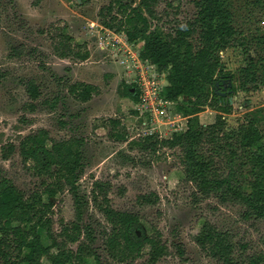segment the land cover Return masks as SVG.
Returning <instances> with one entry per match:
<instances>
[{
	"label": "rangeland",
	"instance_id": "rangeland-1",
	"mask_svg": "<svg viewBox=\"0 0 264 264\" xmlns=\"http://www.w3.org/2000/svg\"><path fill=\"white\" fill-rule=\"evenodd\" d=\"M110 1L0 0V151L8 143L18 148L19 137L39 129L46 130L54 140H80L82 166L77 193L88 202L82 209L80 225L91 228L92 247L100 264L116 263L103 247V232L108 226L90 204L94 180L110 183L113 209L132 212L146 226L156 227L162 233L168 255L156 264H217L193 242L204 221L233 235L238 246L236 255L263 253L264 224L243 220L239 206L220 204L212 195H199L184 180L178 149L141 153L130 144L109 137L111 120L121 124L118 130L126 134L128 143L151 134L170 138L186 130V118L178 112L176 103L159 108L156 115H140L136 103L118 95L121 83L130 87L135 59H140V44L128 43L123 33L101 26L97 13ZM192 1L159 0L158 20L151 21L152 28L166 33L172 25L193 19ZM230 4L237 44L219 52V70L221 76L231 78L234 87L224 96L232 107L231 114L224 117L228 127L236 128L247 113L264 112V84H249L247 92L237 88L240 69L248 57L257 63L264 62V45L257 42V37L264 35V0H230ZM58 31L70 36L76 46L74 52L86 53L87 58L55 56L52 40ZM162 75L159 78L166 86V73ZM27 79L34 80L41 91L33 110L28 107L30 100L22 85ZM76 82L93 85L98 92L89 102L78 103L66 91L68 83ZM215 91L218 96L223 92L220 88ZM217 114L207 102L198 114L200 124H212ZM258 128L264 134L263 122L258 123ZM0 170L25 194L40 190V180L21 161L17 150L6 160L0 158ZM149 193L157 195L158 202L139 205L137 198ZM52 203L49 218L52 231L57 234L61 222L75 220V209L66 191L54 197ZM43 242L48 244L45 237ZM178 244L184 251L182 258L175 251ZM241 244L246 246L244 254L239 248Z\"/></svg>",
	"mask_w": 264,
	"mask_h": 264
},
{
	"label": "trees",
	"instance_id": "trees-1",
	"mask_svg": "<svg viewBox=\"0 0 264 264\" xmlns=\"http://www.w3.org/2000/svg\"><path fill=\"white\" fill-rule=\"evenodd\" d=\"M192 2L193 19L172 25L166 33L151 24L158 20L159 0H111L99 9L97 17L104 29L123 33L128 43L140 44L139 58L152 62L159 74L166 73L167 85L161 95L176 103L178 112L186 118V130L170 138L151 134L130 143L126 134L118 130L121 124L111 120L109 137L130 144L141 153L178 149L184 180L199 195H212L220 204L239 206L243 220L264 224V134L258 128L259 122L264 123V112L251 111L239 126L230 128L224 116L231 114L232 107L227 98L215 91V83L231 81L226 75L221 76L219 70V52L237 44L230 0ZM257 42L264 45V35L257 37ZM75 47L70 36L56 32L52 40L55 56L85 60L86 53L74 52ZM248 58L238 80L237 88L243 92L248 91L249 84H264V62ZM22 85L30 100L28 107L33 110V103L41 97L40 88L32 79ZM66 91L76 102L85 104L98 89L76 82L68 83ZM117 93L133 103L139 101L138 93L124 83ZM183 99L186 101L182 102ZM207 102L218 114L212 124L202 125L198 114ZM80 145L79 139L54 140L46 130L39 129L19 137L18 148L8 143L1 149L2 160L18 151L21 161L40 180V190L25 194L0 170V264H90V260L100 264L92 247L91 228L80 225L82 209L88 204L77 193L82 166ZM64 191L72 198L75 220L61 222L59 232L54 234L49 218L52 199ZM110 191L109 182L94 180L89 194L90 204L108 226L103 232V247L109 259L116 264H156L167 256L162 233L156 227L146 226L132 212L113 209ZM158 200L154 193L137 198L142 206L155 205ZM193 242L217 264H264V252L236 255L238 246L233 235L208 221L202 223ZM245 247L239 245L242 254ZM175 251L183 257L181 245H175Z\"/></svg>",
	"mask_w": 264,
	"mask_h": 264
},
{
	"label": "built area",
	"instance_id": "built-area-1",
	"mask_svg": "<svg viewBox=\"0 0 264 264\" xmlns=\"http://www.w3.org/2000/svg\"><path fill=\"white\" fill-rule=\"evenodd\" d=\"M135 72L133 80L130 83L131 91H136L139 96V101L136 103V109L141 114L148 112L151 115H156L159 108H165L170 103L161 95L165 85L162 74H159L155 65L150 61L135 59ZM165 81V80H164Z\"/></svg>",
	"mask_w": 264,
	"mask_h": 264
},
{
	"label": "water",
	"instance_id": "water-1",
	"mask_svg": "<svg viewBox=\"0 0 264 264\" xmlns=\"http://www.w3.org/2000/svg\"><path fill=\"white\" fill-rule=\"evenodd\" d=\"M221 85L223 86L222 87V91H225L228 89L227 93H223L221 94L222 97H224L226 94H230L232 91H231V81L230 80H223L221 81ZM215 86L218 87L219 86V83H215Z\"/></svg>",
	"mask_w": 264,
	"mask_h": 264
},
{
	"label": "flooded vegetation",
	"instance_id": "flooded-vegetation-1",
	"mask_svg": "<svg viewBox=\"0 0 264 264\" xmlns=\"http://www.w3.org/2000/svg\"><path fill=\"white\" fill-rule=\"evenodd\" d=\"M222 85H221V83H219V86L217 87V88H220L221 90H222ZM227 91H228V89L227 90H225V91H223V93H227Z\"/></svg>",
	"mask_w": 264,
	"mask_h": 264
}]
</instances>
